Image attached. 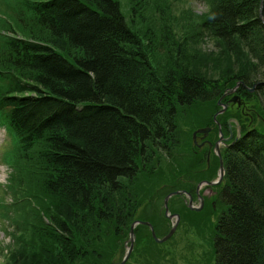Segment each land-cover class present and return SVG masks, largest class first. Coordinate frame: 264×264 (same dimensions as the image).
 I'll list each match as a JSON object with an SVG mask.
<instances>
[{
    "label": "trees",
    "instance_id": "1",
    "mask_svg": "<svg viewBox=\"0 0 264 264\" xmlns=\"http://www.w3.org/2000/svg\"><path fill=\"white\" fill-rule=\"evenodd\" d=\"M129 2L128 21L118 0H0V124L9 137L1 161L10 169L0 216L28 249L14 264H100V240L126 238L136 220L133 182L179 148V110H217L236 81L251 87L247 71L214 78L189 66L188 40L212 38L222 56L239 48L264 74L261 0H205L188 36L173 29L168 0ZM160 48L158 73L150 54ZM239 90L254 120L237 112L242 133L222 154L213 264H264V84ZM139 230L149 228L138 223L136 240Z\"/></svg>",
    "mask_w": 264,
    "mask_h": 264
},
{
    "label": "rangeland",
    "instance_id": "2",
    "mask_svg": "<svg viewBox=\"0 0 264 264\" xmlns=\"http://www.w3.org/2000/svg\"><path fill=\"white\" fill-rule=\"evenodd\" d=\"M118 1L126 20L129 21V13H131L129 0ZM168 1L171 3L170 22L177 34L183 35L186 30L188 32L189 30L197 31V23L201 15L208 10L205 0ZM134 21L133 28L143 30L145 23L141 21V17L134 16ZM184 36H188V34ZM186 47L192 57L189 66L197 68L200 74L217 78L219 74L226 77L232 73L247 71L250 73V79L254 80L252 83L256 84L254 90L261 85L257 82L264 81L261 67L255 65L250 56L246 57L244 54L245 57H243L239 53L234 54L239 48L232 51L233 53L229 52L228 55L222 56L221 45H217L215 40L207 36L188 40ZM161 55V48L157 49L156 55L150 54L158 73L161 72V67L164 65L163 59L160 58ZM193 107V109L183 108L178 112L180 126L183 129L179 148H173L170 155H162L154 175H139L132 184V187L137 189L140 200L134 218L148 221L158 239H162L170 229L169 221L167 222V217L164 214L165 196L174 190L192 186L194 181L205 174L203 171L205 161L196 152L191 151L192 133L195 128L204 126L210 115L213 118L216 110H214L213 103H208L207 106ZM5 138L7 135L3 127H0V145ZM7 173L8 169L2 164L0 155V184L6 182ZM3 199L8 203L11 201V196L5 193ZM194 204L198 205L196 202ZM167 205L171 212L179 214L175 231L166 240L156 241L148 225L151 235L149 230H139L141 233L137 234V240L134 235L132 250L123 264H213L210 239L212 225L223 206L217 203L215 212L209 207L203 209L200 207L198 211L193 210L188 207L181 195L171 196ZM212 221L214 222L212 223ZM12 230L10 220L2 219L0 216V264H14L15 253L21 250L28 251L14 243L13 238L8 234ZM128 239L129 234L126 238L118 237L117 240L112 239V235L104 236L100 240L102 255L97 258L100 264H120L129 245Z\"/></svg>",
    "mask_w": 264,
    "mask_h": 264
},
{
    "label": "flooded vegetation",
    "instance_id": "3",
    "mask_svg": "<svg viewBox=\"0 0 264 264\" xmlns=\"http://www.w3.org/2000/svg\"><path fill=\"white\" fill-rule=\"evenodd\" d=\"M234 95L241 96L242 91L239 90L238 92L235 91L232 94L229 93L228 95H225L223 98L226 97V100L223 103L226 104V106L224 107L223 111L218 110L217 116H220V118H224L223 114L227 115L225 122L222 123L219 120L214 122L213 119L214 124L207 125V127H209V131L206 132V134L197 132L194 136V139L191 140V151L196 152V154H198V156L203 158L205 161L203 166V171L205 174L197 181H194L192 186H186L180 189V191H183L181 196L184 198V202L187 204L189 195L192 197V205L194 202L198 204V207L201 204V209L208 207L215 209L216 204H219V195L221 191L220 188L223 183L224 176H222L221 180H218L221 172L220 163H223L222 154L225 149L229 148L238 139V128L234 123V119L238 118L237 112H240V114H243V117L248 118L249 125H251L253 120V110L250 108V106L246 105V101H241L240 105H238L236 102L234 103L229 101ZM230 134H232L231 137Z\"/></svg>",
    "mask_w": 264,
    "mask_h": 264
},
{
    "label": "water",
    "instance_id": "4",
    "mask_svg": "<svg viewBox=\"0 0 264 264\" xmlns=\"http://www.w3.org/2000/svg\"><path fill=\"white\" fill-rule=\"evenodd\" d=\"M262 1H263V0H261L260 7H259V18L262 20V23L264 24V16H263V14H262ZM239 84H243V86L246 87V84H245L242 80L237 81L236 84H235V86H234L233 88H231L229 91H225V92L222 94V96H221V97L219 98V100H218V104H220V99H221L222 97H224V96L227 95L228 93H231V92L235 91V90L237 89V87H238ZM257 84H259V85L261 84V85H262V84H264V81H259V82H257ZM255 85H256V84H253L252 87H248L249 91H252V90L254 89ZM237 98H238V96H234V97L231 98V101H237ZM237 103L239 104V101H237ZM220 111H223V109L220 110ZM217 113H218V112H217ZM217 113H216V114H217ZM216 114L214 115V118H215ZM208 131H209V127L198 128L197 130H195V131L193 132V137L196 135V132H202V133L206 134V132H208ZM230 137H231V134H230ZM230 137H229V138H230ZM229 138H228V139H229ZM220 171H221V175H222V173H223V163H222V162L220 163ZM182 192H183V191H180V190H174V191H172V192H169V193L165 196V198H164V202H163L164 214H165V216H166L167 218H169V219L175 217V221H174V223H172V225H171V227H170L168 233H167L165 236H163L162 239H158L157 237H155L154 229H153L152 225H151L148 221L135 220L134 222L131 223V225H130V229H129V239H128V241H129V245H128V247H127V250H126L125 256H124V258H123V260H122V262H121L120 264H123L124 261H125V260L128 258V256L130 255V252H131L132 247H133V241H134V226H135L136 224H138V223H142V224H146V225H148L149 228H150V230H151L152 236L155 238L156 241H164V240H166L168 237H170V235L175 231L176 226H177V224H178V221H179V214H177V213H169V208H168V205H167V203H168V199H169L171 196H173V195H179V194H181ZM188 207L191 208V209H193V210H199L201 206H200V207H194V206H192V197L189 195V199H188Z\"/></svg>",
    "mask_w": 264,
    "mask_h": 264
},
{
    "label": "bare ground",
    "instance_id": "5",
    "mask_svg": "<svg viewBox=\"0 0 264 264\" xmlns=\"http://www.w3.org/2000/svg\"><path fill=\"white\" fill-rule=\"evenodd\" d=\"M253 86V84L251 85V87Z\"/></svg>",
    "mask_w": 264,
    "mask_h": 264
}]
</instances>
